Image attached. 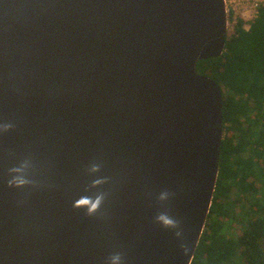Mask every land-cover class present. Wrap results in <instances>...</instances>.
I'll list each match as a JSON object with an SVG mask.
<instances>
[{
    "label": "water",
    "instance_id": "obj_1",
    "mask_svg": "<svg viewBox=\"0 0 264 264\" xmlns=\"http://www.w3.org/2000/svg\"><path fill=\"white\" fill-rule=\"evenodd\" d=\"M226 20L225 0H0V264L191 263L223 140L196 65L222 55ZM98 192L95 215L73 208Z\"/></svg>",
    "mask_w": 264,
    "mask_h": 264
},
{
    "label": "trees",
    "instance_id": "obj_2",
    "mask_svg": "<svg viewBox=\"0 0 264 264\" xmlns=\"http://www.w3.org/2000/svg\"><path fill=\"white\" fill-rule=\"evenodd\" d=\"M243 25L236 21L220 57L196 65L221 88L223 140L212 202L190 264H264V4L249 29ZM237 219L242 229L232 236L228 225Z\"/></svg>",
    "mask_w": 264,
    "mask_h": 264
},
{
    "label": "clouds",
    "instance_id": "obj_3",
    "mask_svg": "<svg viewBox=\"0 0 264 264\" xmlns=\"http://www.w3.org/2000/svg\"><path fill=\"white\" fill-rule=\"evenodd\" d=\"M12 128L11 124H4L0 126V131L7 132ZM28 167L27 163L21 165L20 167L13 168L10 170V175H12V179L8 181L9 187L22 188L29 183L27 179L24 178V170ZM89 174H95L100 171V167L97 164H93L89 168ZM107 183L106 179H95L92 181L90 185V189H97L101 185ZM88 191V189H86ZM169 193H162L158 200L163 203L168 200ZM106 198V193L98 192L94 195H82L73 203V208L76 210H86V216L95 215L101 208L104 200ZM155 222L162 226L164 229L168 230H176L175 235L177 238H180L182 233L178 229L180 228L179 221L171 217L167 212H160L155 217ZM183 247V245H182ZM186 251V248H184ZM108 264H122V256L117 253L108 258Z\"/></svg>",
    "mask_w": 264,
    "mask_h": 264
},
{
    "label": "rangeland",
    "instance_id": "obj_4",
    "mask_svg": "<svg viewBox=\"0 0 264 264\" xmlns=\"http://www.w3.org/2000/svg\"><path fill=\"white\" fill-rule=\"evenodd\" d=\"M244 6V3H240L239 5H237V3H235V5L229 4L227 2V4L225 5V11H226V21H227V36L231 35L233 33V29H234V25L236 23L237 20H241L244 24L245 27H248L249 23L253 20H244L246 18H242L241 14L244 13L245 9H242V7ZM247 11L249 10V6L246 7ZM235 211H237L236 213H238L239 208H235ZM239 218V215H238ZM230 223V222H229ZM228 229H229V234L232 236H236L242 229L241 227V222L239 219L232 221L230 223V225H228Z\"/></svg>",
    "mask_w": 264,
    "mask_h": 264
},
{
    "label": "built area",
    "instance_id": "obj_5",
    "mask_svg": "<svg viewBox=\"0 0 264 264\" xmlns=\"http://www.w3.org/2000/svg\"><path fill=\"white\" fill-rule=\"evenodd\" d=\"M227 2L229 4H232L233 3L234 5H235V3H237V5H239L240 3H244V6L242 7V9H245V11H244V13L241 14V16H242V18H246V19H244L246 21L251 20V19L254 20L255 17H256V15H257V9H258V7L260 5H263L264 4V0H225V5L227 4ZM247 6H249V10L248 11L246 9ZM250 23H249V25H250ZM249 25H248V27H245L243 25V28L245 30H248L249 29Z\"/></svg>",
    "mask_w": 264,
    "mask_h": 264
}]
</instances>
